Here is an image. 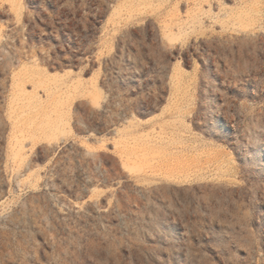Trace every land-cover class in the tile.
<instances>
[{
    "label": "rangeland",
    "instance_id": "374dc122",
    "mask_svg": "<svg viewBox=\"0 0 264 264\" xmlns=\"http://www.w3.org/2000/svg\"><path fill=\"white\" fill-rule=\"evenodd\" d=\"M0 264H264V0H0Z\"/></svg>",
    "mask_w": 264,
    "mask_h": 264
},
{
    "label": "bare ground",
    "instance_id": "6f19581e",
    "mask_svg": "<svg viewBox=\"0 0 264 264\" xmlns=\"http://www.w3.org/2000/svg\"><path fill=\"white\" fill-rule=\"evenodd\" d=\"M171 38L172 39L175 38V40H176L175 36H174V38L173 37H171ZM34 66L35 65H33L32 67H34ZM27 69H29L30 73L32 72V73H35L36 75H39V76L42 75L40 73L42 68H40V71L39 70L36 71V70H34L32 68H31L32 69L31 70L28 67H27ZM47 76H49V75H47ZM59 78L54 77V78L48 79L49 81H43V80L41 81L39 79L40 83L42 85H44L46 87V90L48 91V98L49 97H53V96L55 98V95L57 93L62 92V90L65 89L64 87H68V91H67L68 93H67V96H64V94H62L61 98L63 99L62 100V108H63V110H62V112H60L59 114H57L55 116V120H52L51 124H50V122H51L52 118L49 119V123H47L48 129L44 132V134L43 135L42 134H36L34 136L33 135L31 136V140H32V144H33L32 147L33 148L38 146V145H40V144H42V143H48V145L49 144L53 145L54 141H56V142L57 141L59 142V140L61 141L62 140V136L69 138V137H71L72 134H74V126H73V121H72L74 119L73 110L76 108L75 105H78V99L79 98H81L82 96H85V95L88 94V96L91 97V99H92V101L94 103L98 102V99H99L98 89H99V87H98L97 90L87 91L85 88H80V86H76L74 84L71 85V84H68L66 82H63L62 79H59ZM94 81H96V80H94ZM38 86L39 85L37 84L35 88L38 89ZM20 87H21L20 90H21L22 93L18 97H21L22 94H23V96L24 95L28 96L29 102L32 103V104H37L38 101L41 100L39 98V94H40L39 91H36V92H33V93L28 92L27 94H25V92H26L25 91V83H21ZM96 87H97V85H96ZM23 138L22 139L20 138L19 140H17V142L14 144V149H13L15 160H17L21 164L23 162H25V160H26V155H25L26 152H25V144H24L25 140L23 141ZM32 173H33V171L31 172L30 178L33 175H35L34 173L33 174ZM39 180H40V178L37 177V179H36L37 182L34 183L35 186H38L37 183H38Z\"/></svg>",
    "mask_w": 264,
    "mask_h": 264
}]
</instances>
